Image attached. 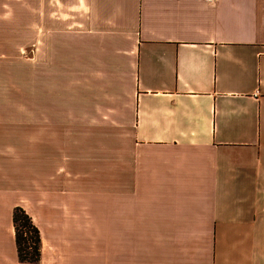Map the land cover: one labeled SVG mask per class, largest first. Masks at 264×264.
<instances>
[{
    "label": "crops",
    "instance_id": "obj_1",
    "mask_svg": "<svg viewBox=\"0 0 264 264\" xmlns=\"http://www.w3.org/2000/svg\"><path fill=\"white\" fill-rule=\"evenodd\" d=\"M16 207L35 264H264V0H0V264Z\"/></svg>",
    "mask_w": 264,
    "mask_h": 264
},
{
    "label": "trees",
    "instance_id": "obj_2",
    "mask_svg": "<svg viewBox=\"0 0 264 264\" xmlns=\"http://www.w3.org/2000/svg\"><path fill=\"white\" fill-rule=\"evenodd\" d=\"M14 238L18 260L22 263L35 264L40 259V233L30 216L20 207L12 214Z\"/></svg>",
    "mask_w": 264,
    "mask_h": 264
},
{
    "label": "rangeland",
    "instance_id": "obj_3",
    "mask_svg": "<svg viewBox=\"0 0 264 264\" xmlns=\"http://www.w3.org/2000/svg\"><path fill=\"white\" fill-rule=\"evenodd\" d=\"M27 35L30 36L31 34H27ZM26 39H27V37H26ZM29 52L31 53V48H30V49H26V50L24 51V54H23V55H24L25 57H28V55L30 54Z\"/></svg>",
    "mask_w": 264,
    "mask_h": 264
},
{
    "label": "built area",
    "instance_id": "obj_4",
    "mask_svg": "<svg viewBox=\"0 0 264 264\" xmlns=\"http://www.w3.org/2000/svg\"><path fill=\"white\" fill-rule=\"evenodd\" d=\"M206 2H213V1H215V0H205Z\"/></svg>",
    "mask_w": 264,
    "mask_h": 264
}]
</instances>
